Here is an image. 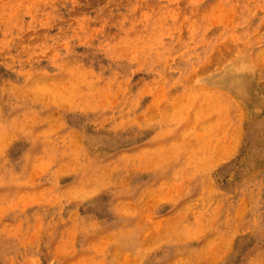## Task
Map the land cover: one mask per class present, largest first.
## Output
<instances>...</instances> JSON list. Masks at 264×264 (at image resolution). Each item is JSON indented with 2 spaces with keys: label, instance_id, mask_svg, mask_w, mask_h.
Here are the masks:
<instances>
[{
  "label": "rangeland",
  "instance_id": "1",
  "mask_svg": "<svg viewBox=\"0 0 264 264\" xmlns=\"http://www.w3.org/2000/svg\"><path fill=\"white\" fill-rule=\"evenodd\" d=\"M0 264H264V0H0Z\"/></svg>",
  "mask_w": 264,
  "mask_h": 264
},
{
  "label": "bare ground",
  "instance_id": "2",
  "mask_svg": "<svg viewBox=\"0 0 264 264\" xmlns=\"http://www.w3.org/2000/svg\"><path fill=\"white\" fill-rule=\"evenodd\" d=\"M90 220V219H89Z\"/></svg>",
  "mask_w": 264,
  "mask_h": 264
}]
</instances>
